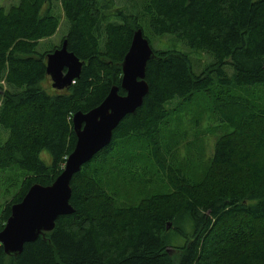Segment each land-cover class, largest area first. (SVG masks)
Listing matches in <instances>:
<instances>
[{
	"label": "trees",
	"instance_id": "16d2710c",
	"mask_svg": "<svg viewBox=\"0 0 264 264\" xmlns=\"http://www.w3.org/2000/svg\"><path fill=\"white\" fill-rule=\"evenodd\" d=\"M62 22L60 42L83 65L58 91L45 71V54L57 46L43 41ZM138 28L150 44L171 35L207 54L204 67L196 73L187 52L152 47L141 105L69 182L73 212L17 255L0 245V264H264V0L0 5V168L20 171L0 230L32 184L48 185L62 171L76 141L73 114L97 106L112 86L125 93L121 65ZM199 102L225 131L194 179L179 159L187 134L177 128ZM112 172L144 186L158 173L164 186L124 205L106 188Z\"/></svg>",
	"mask_w": 264,
	"mask_h": 264
},
{
	"label": "water",
	"instance_id": "95a60500",
	"mask_svg": "<svg viewBox=\"0 0 264 264\" xmlns=\"http://www.w3.org/2000/svg\"><path fill=\"white\" fill-rule=\"evenodd\" d=\"M140 28L133 36L122 60L120 86H112L104 99L94 108L73 114L72 124L76 141L65 159L62 171L48 185L32 184L26 193L10 207V214L0 230V245L5 253L17 255L26 242L34 241L39 235L53 229L60 215L73 212L69 199L70 181L82 165L111 141L113 129L125 117L133 113L148 92L145 70L154 51ZM46 55L45 71L52 86L62 90L76 79L83 60L61 45Z\"/></svg>",
	"mask_w": 264,
	"mask_h": 264
},
{
	"label": "rangeland",
	"instance_id": "374dc122",
	"mask_svg": "<svg viewBox=\"0 0 264 264\" xmlns=\"http://www.w3.org/2000/svg\"><path fill=\"white\" fill-rule=\"evenodd\" d=\"M15 1L0 0V5L8 7V5ZM126 2L127 0H115L116 6H121ZM64 28L65 25L62 22L58 28L59 30L50 38L45 39L43 43L45 42L59 47L61 38L66 30ZM149 38L151 39L152 47L155 49L176 48L187 52L191 58L193 70L196 73L200 72L206 63L205 61L208 59L207 54L191 52L181 42L174 41L171 35H165L163 37L153 36ZM197 60H199V65L197 64ZM209 112V107L199 102V104H191L188 106L186 111L179 117L180 124L177 129L185 131L187 134L186 138L181 139L182 146L180 148L181 152H179L181 153L179 159H185V172L194 179L200 177L206 169V164L212 154L211 151H213L215 138L225 131L223 127L219 128L220 131L215 129L214 125L217 124L213 121V117ZM43 156L47 158L46 154H43ZM16 173L18 174L20 171L0 168V210L17 190L18 183H15ZM122 174V176H119L116 172L110 173L105 185L108 191L116 192L115 194H117L119 202L124 205L135 204L140 198L152 194L154 191H157L156 189L164 186V180L158 173H155L156 177L152 181V184L147 186L141 185L140 183L136 184L135 182L130 184V181L127 180L128 175L125 173Z\"/></svg>",
	"mask_w": 264,
	"mask_h": 264
}]
</instances>
